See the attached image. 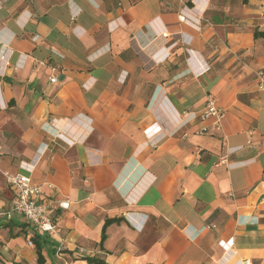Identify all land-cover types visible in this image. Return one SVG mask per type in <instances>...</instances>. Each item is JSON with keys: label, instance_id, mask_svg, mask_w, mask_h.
I'll return each mask as SVG.
<instances>
[{"label": "crops", "instance_id": "0c3cea01", "mask_svg": "<svg viewBox=\"0 0 264 264\" xmlns=\"http://www.w3.org/2000/svg\"><path fill=\"white\" fill-rule=\"evenodd\" d=\"M256 28L264 0H0V176L43 187L48 264H264ZM35 231L0 217V264H38Z\"/></svg>", "mask_w": 264, "mask_h": 264}, {"label": "built area", "instance_id": "2783aa9c", "mask_svg": "<svg viewBox=\"0 0 264 264\" xmlns=\"http://www.w3.org/2000/svg\"><path fill=\"white\" fill-rule=\"evenodd\" d=\"M179 18L180 21H185L186 18L189 19L186 14H182ZM164 35L167 36L168 34ZM257 78L260 87H264V68L257 72ZM56 79V76H54L51 81L55 82ZM201 116L203 119L215 117V125L220 128L224 112L217 106L215 99L209 98ZM183 120L184 124L190 121L186 114H184ZM43 153L44 150L39 151L40 155ZM28 166L22 167L29 168ZM6 176L7 182L14 189L15 195L9 209L0 213V217L9 220L14 214H19L39 233L48 235L54 233L58 225L54 216V209L51 208L50 203L45 201L43 187L34 183L33 179L25 173H6ZM29 245H34L32 240L29 241ZM80 252H84L83 249H80Z\"/></svg>", "mask_w": 264, "mask_h": 264}, {"label": "trees", "instance_id": "16d2710c", "mask_svg": "<svg viewBox=\"0 0 264 264\" xmlns=\"http://www.w3.org/2000/svg\"><path fill=\"white\" fill-rule=\"evenodd\" d=\"M245 4L248 3V0H243ZM255 38H264V31L259 30L258 28L254 31ZM54 211V216H55ZM120 219H107L106 223L104 224L103 230H102V239H101V247H103L104 242L107 238L106 229L107 226L113 222H117ZM31 240L33 241L36 252H37V262L38 264H48L47 259L44 255V249H46L49 253V256L52 258L56 254L57 246L53 241H51L50 237L46 234H41L38 232H34V234L31 237ZM83 259H86L90 264H110L105 259L95 256H85ZM0 263H1V251H0ZM50 264H57V263H50Z\"/></svg>", "mask_w": 264, "mask_h": 264}, {"label": "rangeland", "instance_id": "374dc122", "mask_svg": "<svg viewBox=\"0 0 264 264\" xmlns=\"http://www.w3.org/2000/svg\"><path fill=\"white\" fill-rule=\"evenodd\" d=\"M1 134V133H0ZM7 176L4 173L3 176H0V196L2 195L4 189L7 188ZM6 191V190H5Z\"/></svg>", "mask_w": 264, "mask_h": 264}, {"label": "water", "instance_id": "95a60500", "mask_svg": "<svg viewBox=\"0 0 264 264\" xmlns=\"http://www.w3.org/2000/svg\"><path fill=\"white\" fill-rule=\"evenodd\" d=\"M206 2V0H204V3Z\"/></svg>", "mask_w": 264, "mask_h": 264}, {"label": "bare ground", "instance_id": "6f19581e", "mask_svg": "<svg viewBox=\"0 0 264 264\" xmlns=\"http://www.w3.org/2000/svg\"><path fill=\"white\" fill-rule=\"evenodd\" d=\"M165 107V106H164ZM175 118V117H174Z\"/></svg>", "mask_w": 264, "mask_h": 264}]
</instances>
